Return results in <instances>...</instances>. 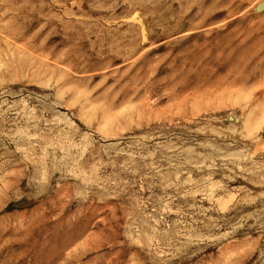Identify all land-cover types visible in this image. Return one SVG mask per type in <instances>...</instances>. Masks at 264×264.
Listing matches in <instances>:
<instances>
[{
  "label": "rangeland",
  "instance_id": "obj_1",
  "mask_svg": "<svg viewBox=\"0 0 264 264\" xmlns=\"http://www.w3.org/2000/svg\"><path fill=\"white\" fill-rule=\"evenodd\" d=\"M0 264H264V0H0Z\"/></svg>",
  "mask_w": 264,
  "mask_h": 264
}]
</instances>
